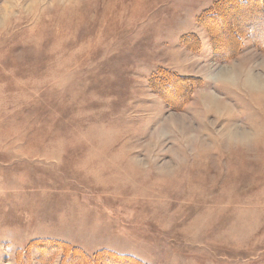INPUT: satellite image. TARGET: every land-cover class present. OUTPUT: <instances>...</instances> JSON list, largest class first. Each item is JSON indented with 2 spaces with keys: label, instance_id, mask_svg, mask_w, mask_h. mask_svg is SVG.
I'll return each instance as SVG.
<instances>
[{
  "label": "rangeland",
  "instance_id": "1",
  "mask_svg": "<svg viewBox=\"0 0 264 264\" xmlns=\"http://www.w3.org/2000/svg\"><path fill=\"white\" fill-rule=\"evenodd\" d=\"M220 1L0 0V264H264V14Z\"/></svg>",
  "mask_w": 264,
  "mask_h": 264
},
{
  "label": "trees",
  "instance_id": "2",
  "mask_svg": "<svg viewBox=\"0 0 264 264\" xmlns=\"http://www.w3.org/2000/svg\"><path fill=\"white\" fill-rule=\"evenodd\" d=\"M256 3H260V6L261 8L259 7L258 9L256 8H253V6L256 4ZM233 5H240V6H243L242 9H241V12L239 15L242 16V13L244 10L248 9L249 11L251 9H253L252 11V15L251 16H247V17H250L248 18V20L246 22H248L250 24V27L255 29V26H256V22H257V18H256V14L258 13H261L263 12L264 14V0H223V1H220L219 5H218V8H217V11H220L222 14L224 11H226V15L230 14V16L232 17H235L236 15L234 14V7ZM251 14V13H250ZM218 13H216L214 16L217 17ZM247 15H248V12H247ZM252 17H254L252 20H250ZM215 18H212V23H209V27L210 29H212L213 31H215L217 28L219 30H221L222 32H224L222 29V23L220 24V22H216L215 23ZM234 18H232L233 20ZM250 20V21H249ZM206 21V19H205ZM205 21H203L205 23ZM246 22H243L242 23V26L245 27V24ZM206 26V25H205ZM217 27V28H216ZM234 28V25L232 24V26L230 25V28ZM209 29V28H208ZM243 29V28H242ZM211 31V30H210ZM217 31V30H216ZM215 31V32H216ZM233 31V34L235 33V36L234 38L236 37V39L238 40L240 34L239 32L235 31V30H232ZM245 31V30H244ZM211 34V32H210ZM246 35L250 36L251 38H253V40L259 44L260 46H264V33H257L255 31H253L252 29H250V32H245ZM244 34V35H245ZM241 37V36H240ZM235 40V39H234ZM242 45V44H241ZM263 48V47H262ZM212 52L215 53V55L219 54L218 51H217V45H214V49H212ZM214 55V54H213ZM224 58L227 56V53H224L223 54ZM215 57V56H214ZM227 59V58H226ZM225 60V59H224Z\"/></svg>",
  "mask_w": 264,
  "mask_h": 264
}]
</instances>
